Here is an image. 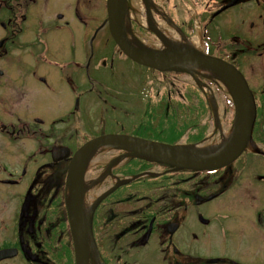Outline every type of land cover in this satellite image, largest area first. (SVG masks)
I'll return each instance as SVG.
<instances>
[{"label":"flooded vegetation","instance_id":"af4514ba","mask_svg":"<svg viewBox=\"0 0 264 264\" xmlns=\"http://www.w3.org/2000/svg\"><path fill=\"white\" fill-rule=\"evenodd\" d=\"M250 1L155 0L161 18L163 11L185 32L195 22L215 25ZM257 4L264 12V2ZM92 10L93 0H0V251L8 254L0 264H78L71 227L76 203L72 198L71 208L68 198L74 153L107 133L151 139L144 123L125 128L119 95L106 89L103 96L93 88ZM105 18L99 23L107 30L100 49L120 52ZM146 99L140 96L139 102ZM177 110L172 109L176 118ZM249 157L264 156L245 152L215 171L184 172L170 181L175 198H157L156 188L148 198L132 191L114 195L119 186L104 197L92 196L97 201L87 226L94 248L83 249L85 264H98L95 253L102 264H264V195L223 198L248 172L264 181V165L249 167ZM132 183L138 181L127 185ZM101 205L108 210L102 219L105 245L98 251ZM245 247L256 256L242 258Z\"/></svg>","mask_w":264,"mask_h":264},{"label":"rangeland","instance_id":"374dc122","mask_svg":"<svg viewBox=\"0 0 264 264\" xmlns=\"http://www.w3.org/2000/svg\"><path fill=\"white\" fill-rule=\"evenodd\" d=\"M140 1L127 0L124 14L125 27H128L140 42L153 47L160 43V39L156 30L145 23L142 15L133 6L134 2L140 3ZM257 1H250L237 6L236 9L232 8L215 25L195 22L192 28L182 34L189 38L198 37L201 44L198 49L203 51L207 46L209 52L229 57L239 66L250 89L254 92L255 121H253L251 129L252 137L258 146L264 148V12L257 10ZM262 1L264 2V0ZM154 6L152 12L156 15L154 16L155 23L174 34L175 26L166 23L164 17L161 18L160 12L158 13L159 6L155 4ZM92 11V30L95 36L93 40V88L95 91L101 92L103 96L107 89L109 93L121 97L126 129L136 127L137 122L144 123L147 137L151 139H156L165 145L171 139H174L177 145H189L187 143L195 138L201 139L200 143H210L216 137L217 122L212 115L213 111L218 118L220 117L224 130L233 127L236 108L232 103L231 94L222 80L202 74L201 69H205L202 67H194L197 71L193 74L186 69L156 72L133 62L121 52H117L114 47L111 50L108 48L107 51L100 49L99 37L107 35V30L101 28L102 25L99 26L101 19L106 16L105 0H93ZM102 62L105 67L103 69L96 68ZM147 83L153 85L148 86ZM200 83L208 86L209 89L204 90L205 93L202 91ZM202 92L206 94V99L210 104L211 111L208 114L211 115V120L208 119L201 104V99L204 97ZM143 95H146L147 99L140 103V96ZM93 101L97 103L98 100L93 98ZM137 101L139 105H136ZM177 107L176 118L172 109ZM98 114V111L94 109V115L98 116ZM150 130L152 131L150 132ZM154 135L155 137L152 138ZM128 154L130 151L125 148L106 147L98 155L96 162L85 168L82 172L85 183L93 179L99 180L105 176L92 187L91 198L92 196L100 197L112 188L114 189L115 179L124 180L142 174L146 175L136 178L137 184L127 185L132 180L122 187L121 185L117 186L114 195L132 191L140 196L143 195L142 198H148L153 193L150 191L151 188H156L157 192L154 191V193L157 198H175L174 194L177 193V188L170 181H177L179 177L186 176L185 174L176 177L173 174L175 172L168 173L166 166ZM132 157H136V160L131 161ZM118 158L124 160L112 168L114 175L113 172L112 175L106 174L109 164ZM248 163L249 167H254L257 163L263 166L264 157H249ZM247 174L240 184L233 187L223 198H262L264 181H258V178L253 177L252 173L248 172ZM189 185L193 186V182ZM168 186L171 187L168 188ZM87 191V188L84 187V198H87ZM117 207L119 206H112L114 211ZM107 210L106 205H101L96 214L98 224L95 228V237L98 251H101V247L105 245L102 219ZM243 238L245 237L236 236L237 241H241ZM240 253L242 258L256 256L255 249L252 250L249 247L243 248Z\"/></svg>","mask_w":264,"mask_h":264},{"label":"water","instance_id":"95a60500","mask_svg":"<svg viewBox=\"0 0 264 264\" xmlns=\"http://www.w3.org/2000/svg\"><path fill=\"white\" fill-rule=\"evenodd\" d=\"M127 0H106V21L110 35L118 48L128 58L138 64L157 70L189 69L202 67L216 71L221 75L220 80L228 88L236 108V119L233 131L228 139L218 148L197 157L177 154L156 141L127 134H105L85 142L73 155L68 176L71 178L72 198L76 209L71 222L72 233L76 244L78 264H85V256L81 244V198H83L84 183L78 164L89 151L100 146L125 148L129 155H138L158 161L173 167L174 170H214L232 163L245 149L264 155L253 141L251 135L255 115L254 97L242 73L231 63L191 48L145 49L130 45L123 36L126 31L124 14ZM195 146V145H194ZM6 251H0L3 257Z\"/></svg>","mask_w":264,"mask_h":264},{"label":"bare ground","instance_id":"6f19581e","mask_svg":"<svg viewBox=\"0 0 264 264\" xmlns=\"http://www.w3.org/2000/svg\"><path fill=\"white\" fill-rule=\"evenodd\" d=\"M133 6L135 9L142 15L145 23L151 27L152 29L156 30L160 43L155 44L153 47L148 46L145 43L140 42L126 27V31L123 29V36L124 39L130 44L135 47H142L145 49H172V48H191V49H198L200 47V40L198 37L194 38H185L178 30H175L174 34H171V32H168L164 27H161L157 25L154 21L153 14H152V8L155 7L151 0H141L139 2H134ZM175 35V36H174ZM192 73H196L195 68H189L186 69ZM201 73L209 76V77H217L221 78V75L217 73L216 71H212L210 69H201ZM217 135L214 138V140L210 143L204 144V145H195V146H176V147H166L167 149L171 150L172 152H175L177 154H182L186 155L188 157H197L202 154H206L218 147H220L226 139H228L230 133L227 130H224L222 128L221 122L218 119L217 120ZM106 148L105 146H100L97 148L92 149L90 152H88L82 160L80 161V167L81 168H86L92 164H94L98 158V155L101 153V151ZM124 159L123 158H118L115 161L111 162L108 166L107 172H109L116 164L121 163ZM105 176H103L104 178ZM103 178L98 179H93L85 183V188H87V198L84 199V209L86 210V213H84V225H83V230H82V244H83V249L87 253L89 249L94 248L93 243L90 239L89 236V220L91 216V209L95 206L97 200H92L91 198V192H92V187L94 185L102 180ZM119 180H116V183ZM86 197V194H85ZM69 198V204L70 207L72 208V195L69 193L68 195ZM95 258L98 262V264H102L99 258L96 256L95 253Z\"/></svg>","mask_w":264,"mask_h":264},{"label":"trees","instance_id":"16d2710c","mask_svg":"<svg viewBox=\"0 0 264 264\" xmlns=\"http://www.w3.org/2000/svg\"><path fill=\"white\" fill-rule=\"evenodd\" d=\"M201 104L203 105V109H204V111L207 113V115H208V119L209 120H211V115L210 114H208V112L210 113V107H209V104H208V102H207V100H206V98H205V95H204V97H203V99H202V102H201ZM257 118V117H256ZM257 120V119H256ZM258 121V120H257ZM202 138V137H201ZM198 141H200V139L199 138H195V139H192V141H190V142H192V143H194V142H198ZM169 143H175L176 141L174 140V139H171L170 141H168ZM134 160H136L135 158L134 159H131V161H134ZM131 173V172H130ZM181 175H184V172H182L181 173Z\"/></svg>","mask_w":264,"mask_h":264}]
</instances>
